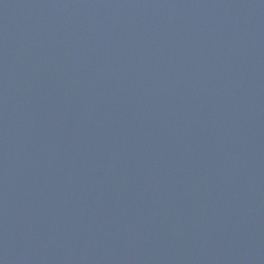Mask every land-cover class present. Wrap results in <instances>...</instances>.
Returning <instances> with one entry per match:
<instances>
[{"label":"water","instance_id":"95a60500","mask_svg":"<svg viewBox=\"0 0 264 264\" xmlns=\"http://www.w3.org/2000/svg\"><path fill=\"white\" fill-rule=\"evenodd\" d=\"M0 264H264V0H0Z\"/></svg>","mask_w":264,"mask_h":264}]
</instances>
